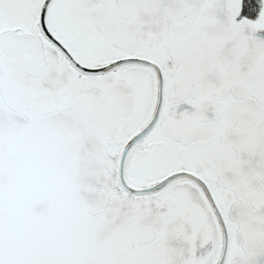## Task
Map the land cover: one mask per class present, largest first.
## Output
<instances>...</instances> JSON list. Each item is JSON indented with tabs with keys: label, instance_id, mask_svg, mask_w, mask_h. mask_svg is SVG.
Listing matches in <instances>:
<instances>
[{
	"label": "snow or ice",
	"instance_id": "obj_1",
	"mask_svg": "<svg viewBox=\"0 0 264 264\" xmlns=\"http://www.w3.org/2000/svg\"><path fill=\"white\" fill-rule=\"evenodd\" d=\"M0 264H264V0H0Z\"/></svg>",
	"mask_w": 264,
	"mask_h": 264
}]
</instances>
